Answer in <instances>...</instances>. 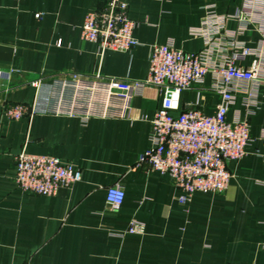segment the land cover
I'll use <instances>...</instances> for the list:
<instances>
[{"label": "crops", "instance_id": "0c3cea01", "mask_svg": "<svg viewBox=\"0 0 264 264\" xmlns=\"http://www.w3.org/2000/svg\"><path fill=\"white\" fill-rule=\"evenodd\" d=\"M106 1L0 0V69H13L0 88V264H264V2L125 0L139 44L101 53L81 27ZM211 14L218 25L223 17V57L248 48L236 63L255 64L260 76L231 84L227 118L251 110V140L245 156L228 163L231 178L220 193L195 192L183 204L169 174L136 165L152 145L150 120L162 101L156 87L134 89L126 116L3 114L5 102L34 101L36 80L52 83L74 72L142 80L154 44L203 50ZM213 82L209 72L183 91L181 108L213 114L221 102ZM23 150L75 164L81 179L54 195L24 192L15 181ZM117 183L125 199L114 208L106 192ZM133 221L144 231L128 233Z\"/></svg>", "mask_w": 264, "mask_h": 264}, {"label": "built area", "instance_id": "2783aa9c", "mask_svg": "<svg viewBox=\"0 0 264 264\" xmlns=\"http://www.w3.org/2000/svg\"><path fill=\"white\" fill-rule=\"evenodd\" d=\"M128 8L125 0H107L101 8L87 12L81 37L96 43L101 53L130 51L139 40L134 34L137 22L129 16ZM218 19L211 14L205 21V27L211 24L213 28L205 33L206 46L199 52L184 51L170 42L154 44L148 75L142 80L100 74L89 77L78 72L58 77L52 83L36 80L33 82L37 88L34 101L5 102L3 114L14 120L36 113L83 118L126 116L134 89L156 87L162 93V101L150 120L152 145L139 154L136 165L169 174L180 190V203H187L195 192L220 193L231 178L228 163L243 158L251 140V110L243 117L227 118L229 104L234 99L231 84L253 83L260 76L255 64L244 67L236 63L251 52L248 48L226 57L220 53L223 17L219 25ZM12 72L13 69H0V88L10 81ZM209 72L213 74V88L221 95L215 112L205 114L196 108L182 109V92L204 82ZM114 103H119L118 110ZM81 176L75 164L57 156L25 150L16 156L15 181L27 193L54 195L61 187L79 181ZM124 199L122 185L117 183L107 188L106 201L114 208ZM143 231V225L137 221L131 222L127 230L128 233Z\"/></svg>", "mask_w": 264, "mask_h": 264}]
</instances>
